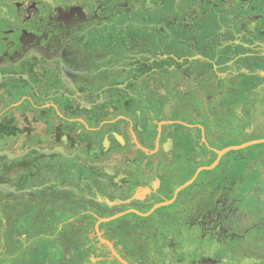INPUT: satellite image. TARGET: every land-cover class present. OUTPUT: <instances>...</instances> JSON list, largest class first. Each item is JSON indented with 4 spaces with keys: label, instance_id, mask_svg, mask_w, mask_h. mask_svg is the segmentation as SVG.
Returning <instances> with one entry per match:
<instances>
[{
    "label": "flooded vegetation",
    "instance_id": "flooded-vegetation-1",
    "mask_svg": "<svg viewBox=\"0 0 264 264\" xmlns=\"http://www.w3.org/2000/svg\"><path fill=\"white\" fill-rule=\"evenodd\" d=\"M245 122L264 0H0V264H264Z\"/></svg>",
    "mask_w": 264,
    "mask_h": 264
},
{
    "label": "rangeland",
    "instance_id": "rangeland-1",
    "mask_svg": "<svg viewBox=\"0 0 264 264\" xmlns=\"http://www.w3.org/2000/svg\"><path fill=\"white\" fill-rule=\"evenodd\" d=\"M245 123L233 124L234 131L242 130L241 128L246 129V131H238L233 136L228 137L226 145L238 147V149L229 151L227 158L243 161V165L262 166L264 165V123ZM254 141L259 142L252 143Z\"/></svg>",
    "mask_w": 264,
    "mask_h": 264
},
{
    "label": "water",
    "instance_id": "water-1",
    "mask_svg": "<svg viewBox=\"0 0 264 264\" xmlns=\"http://www.w3.org/2000/svg\"><path fill=\"white\" fill-rule=\"evenodd\" d=\"M258 142L259 141H254L252 143H258ZM246 145H249V144H246ZM235 149H238V147H228L227 149H225L224 151L220 152L219 154L221 156V155H223V154H225V153H227V152H229L231 150H235ZM2 190H3V188H2Z\"/></svg>",
    "mask_w": 264,
    "mask_h": 264
}]
</instances>
